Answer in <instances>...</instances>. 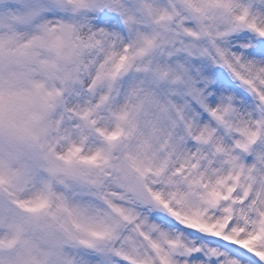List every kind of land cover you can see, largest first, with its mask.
Here are the masks:
<instances>
[{"label":"snow or ice","instance_id":"6c2138e0","mask_svg":"<svg viewBox=\"0 0 264 264\" xmlns=\"http://www.w3.org/2000/svg\"><path fill=\"white\" fill-rule=\"evenodd\" d=\"M0 264H264V0H0Z\"/></svg>","mask_w":264,"mask_h":264}]
</instances>
